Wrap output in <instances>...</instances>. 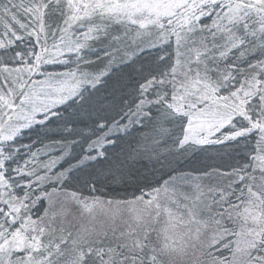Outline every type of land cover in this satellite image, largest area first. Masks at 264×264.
<instances>
[{
	"label": "snow or ice",
	"instance_id": "obj_1",
	"mask_svg": "<svg viewBox=\"0 0 264 264\" xmlns=\"http://www.w3.org/2000/svg\"><path fill=\"white\" fill-rule=\"evenodd\" d=\"M0 264H264V0H0Z\"/></svg>",
	"mask_w": 264,
	"mask_h": 264
}]
</instances>
